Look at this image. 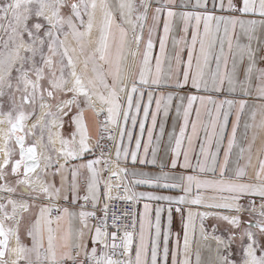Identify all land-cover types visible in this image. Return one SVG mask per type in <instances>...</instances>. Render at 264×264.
Masks as SVG:
<instances>
[{
  "label": "snow or ice",
  "instance_id": "1",
  "mask_svg": "<svg viewBox=\"0 0 264 264\" xmlns=\"http://www.w3.org/2000/svg\"><path fill=\"white\" fill-rule=\"evenodd\" d=\"M176 7V0H118L117 23L108 0H0V182H4L0 191L15 193L19 186L21 196L31 197L0 198V264H168L169 254L171 264H192V242L197 231L209 252L206 264H264V103L250 106L243 98L253 95L255 77L254 95L264 101V67H259L264 55L258 59L260 49L253 47L258 29H264V0H196L192 10L176 11ZM179 7L187 9L189 5L181 0ZM149 12L152 23L147 26L145 39ZM161 21L160 54H154ZM174 27L183 35L173 41L174 56L164 80L166 43ZM94 32L98 33L95 38ZM185 50L186 61L182 57ZM129 57L134 66L125 71L122 65ZM225 83L228 94L239 93L241 98L215 99L214 95H225ZM161 87L174 91L157 94L152 90ZM145 92L148 102L142 103ZM197 101L209 114L207 124L201 119ZM174 103L182 122L178 133L175 126L168 133L170 166L162 163L160 172L154 175L133 170L131 175L141 178L131 183L181 194L133 192L127 180L129 169L121 164L127 163L130 155L133 165L137 161L156 165L158 145ZM208 105L213 106L214 113ZM249 108L238 139L241 119ZM194 109L196 119L192 120ZM233 112L235 119H231ZM86 113L95 118V142ZM29 120L33 121L30 125ZM65 123L72 129L68 137L63 133ZM137 125L139 133L134 131ZM113 129L119 130V138L112 135ZM258 136L261 148L253 163L252 150ZM154 137L157 146H153ZM105 139L112 141L114 154H105L106 146L100 144ZM197 141L199 154L193 164L191 154ZM97 147L101 148L99 155L95 153ZM149 151L151 160L147 158ZM89 154L92 158L86 159ZM76 160L85 162L69 168V163ZM166 167L168 171H164ZM177 168L183 172L177 173ZM81 170L88 173L83 197L79 196ZM189 170L192 174H185ZM104 171L108 172L107 179ZM9 176L15 179V186L7 183ZM49 176L53 181L46 179ZM56 176L60 177L59 187L54 182ZM113 179L119 182L113 184ZM113 187H123L125 195L119 198L129 203L138 199L163 201L167 208L145 203L143 211L125 214L133 218L131 229L127 224L122 226L114 213L109 225L108 203L101 209L103 216L98 217L95 209L101 199H113ZM81 199L84 204L79 205L78 212L59 203L62 200L75 206ZM89 203L93 211L85 210ZM192 206L206 210L193 212ZM245 212L247 221L242 218ZM25 213H30L25 236L31 246L21 238ZM177 216L180 230L170 248ZM93 219L97 222L89 223ZM208 219L226 225L222 234H217L220 223L208 230ZM73 220L79 223L75 230L71 227ZM65 222L69 225L66 228ZM196 264H205L199 248Z\"/></svg>",
  "mask_w": 264,
  "mask_h": 264
},
{
  "label": "crops",
  "instance_id": "2",
  "mask_svg": "<svg viewBox=\"0 0 264 264\" xmlns=\"http://www.w3.org/2000/svg\"><path fill=\"white\" fill-rule=\"evenodd\" d=\"M108 2L113 6L115 16H118L119 13H118V11L115 8L118 0H108ZM180 3H181V0H176V4H177V7L175 9L176 11L192 10L191 9V5H194L196 3V0H183V3L189 5V7L187 9H181L179 7ZM209 6H210V4H209ZM217 14H220V13H217ZM115 18H116V22L119 23L120 21L118 20V18L117 17H115ZM100 19H101V16L98 13V16H97L98 23H99ZM151 23H152V21H151V12H149V18H148V21H147V24H146V27H145V30H144L145 39L147 38V26L151 25ZM177 23H178V21H177ZM213 27H214V24H213ZM113 31L116 33V36H117V39H118V30L114 28ZM201 34H203V25H201ZM93 35H94V38H95L96 36H98V33L94 32ZM160 35H163V22L162 21L160 22V24L158 26L157 34H156V37L154 39V49H153L154 54H160V47H159V36ZM181 35H183V33L174 27L172 33L170 34V36H169V38L167 40V43H166V57L163 60V66H162V73H163V79L164 80H167V78H168L170 59L174 56V43H173V41H174V39H179V37ZM256 37H257V39L253 40V47L260 49V51L258 53V59H259L260 55H264V29H258V31L256 33ZM187 40H188L189 43L191 42V32L190 31L187 34ZM244 42H246V41H244ZM198 48H199V45L197 44V49ZM141 49H143V45H141ZM225 49H227V45H225ZM216 51L217 52L219 51V43H217V45H216ZM182 57H183V59L185 61L187 60V51L186 50L184 52H182ZM124 66H125V64L123 63L122 67H124ZM214 66H215V62L213 61V67ZM259 67H264V63H259ZM152 68H153V72H154L155 71V60L154 59L152 60ZM252 84H253V88L251 89V91L253 92V95L249 96V97H243V98H245V99H247L249 101V105L250 106H254L257 103H264V101H259L254 95L255 84H256L255 77L253 78ZM224 88H225V95H223V96H215L213 94L215 99H217V100L237 99L238 100V99L241 98L239 93H236V94H228L227 93V88H228L227 83H225ZM152 90L155 91L157 94H159L161 92L167 94L168 92L174 91L173 89L164 88V87L155 88V89H152ZM197 95H206V93H197ZM123 102L126 105V103H127L126 97L124 98ZM147 102H148V96H147V92H145L143 100H142V103H147ZM185 103H186V101H185ZM151 107L153 109L155 108V100H153ZM196 107H201L199 101L196 102ZM208 109L212 110L213 113L215 111L212 105H208ZM249 111H250V108L246 109L245 110V115L241 119V129H240V132L238 133V139L241 137V135L243 133V130H244L243 129V125H244L245 121L248 120ZM141 115H143L142 109H141ZM86 116H87L88 122H89L90 134L92 136L93 142H95L96 141V137H97L95 118L92 116L91 113H86ZM161 119H163V114H161ZM191 119L192 120L196 119L195 109L191 113ZM201 119H202V121L205 124H207L209 122V120H210L208 112L205 111L202 107H201ZM231 119H235V113L234 112H233V115H232ZM181 122H182V116L181 117H177L175 103H174L173 106H172V109H171V114L167 118V121H166V127H165V133H164L163 139L158 145V151H157V154H156V156H157L156 165L140 164L139 161H137L135 163V165H133L130 155L128 157L127 163H122L121 164V167H127L129 169L130 174H129L127 180L129 181V187H130L131 191L136 192V193H139V192H152V193H154L156 195H160V196H176V195H180L181 194L179 191H176V190L170 191V190L163 189V188L157 187V186L140 185V184L131 183V181L141 178V177H138V176L137 177H133L131 175V172L133 170L138 172V173L143 172V173H147L149 175H154V174H158L160 172V165L162 163L167 162L168 165L170 166V156H171L170 147L171 146L169 144L168 133L173 131V127L174 126H175V131L178 133L179 132V124ZM148 123L149 124L151 123V118L150 117H149ZM128 126L131 127V122L130 121H129V125ZM230 128H231V124H229V130H230ZM67 130L68 131H66L65 134H69L70 131L72 130L69 125H68V129ZM134 131L136 133H139V126L138 125L136 126ZM156 132L157 133L159 132V123L157 124ZM188 132L191 133V124H189ZM249 135H251V133H249ZM65 136L68 137V135H65ZM200 137L201 138L203 137V130H201V132H200ZM144 139L145 140L147 139L146 131H145ZM124 143H125V145H128V143H129L128 139H127V136H125V138H124ZM173 145H174V141H173ZM153 146H157L156 145V141H155V137H154V141H153ZM130 147L132 149L135 148V137L131 141ZM184 147H187V141L186 140L184 142ZM193 148H194V152L191 154V160H192V163L195 164L196 163V155L199 154V141L194 143ZM260 148H261V137L258 136V138H257V140H256V142H255V144L253 146V150H252L253 163H256L257 150L260 149ZM143 154H144V150H143V146H141L140 155L143 156ZM90 158H92L91 155H88L86 157V159H90ZM147 158L149 160L152 159V152L151 151L148 152ZM60 162L62 163L63 160L60 161ZM83 162H85V161L84 160L72 161V162L69 163L68 167L71 168L73 163L79 164V163H83ZM180 162L183 163V155L182 154L180 156ZM54 170L55 169L53 168L52 171H54ZM168 170H169L168 167L164 168V171H168ZM180 172H183V169L177 168V173H180ZM249 172H252L251 168L249 169ZM185 174H192L191 170H189ZM87 176H88L87 171L86 170H81V175L79 177V184H80L79 196L80 197H83L86 194V177ZM103 177L105 178L104 175H103ZM68 178H69V180L71 179V174L70 173H68ZM46 179L49 180V181H53V177H51V176L47 177ZM105 179H107V177ZM54 182H55L56 186L59 187V185H60V177L56 176L54 178ZM115 182H119V181H117L115 179ZM102 188H103V184L101 185V189ZM113 192H114V190H113ZM205 194L206 195H211L212 193L207 192ZM28 200H31V197L30 198L28 197ZM136 201L138 202V211H143V206H144L145 203H151V204H153V207H156V206H159V205H163L165 208H167V203L163 202V201L158 202V203L157 202H153V201H149L147 199H138ZM59 203L63 207H68L72 211L78 212L80 210V207L78 206V204L74 206L71 203H64L62 200ZM85 210L90 211L88 209H85ZM205 210L206 209H204L203 207H199L198 208L196 206H192V211L193 212L205 211ZM227 213L228 212H225V214H227ZM29 220H30V213H27L26 222L22 226L23 228L22 227L20 228V230H21L20 232H22L24 236H25V228L28 226ZM152 220H153V223H154L155 222L154 213L152 214ZM89 223L92 224V221L90 220ZM216 223H220V225H221V231L218 232L217 234L218 235L222 234L223 228L226 227V225L223 222H217V221H215L213 219H208V220L205 221V225H206V227L208 228L209 231H211V226L213 224H216ZM164 224L167 225V213L166 212L164 213ZM197 225H199V221L198 220H197ZM53 226L55 227V225H53ZM63 226L66 228L69 225H68L67 222H65ZM71 227L74 230L79 228L78 220H73L71 222ZM178 230H180V222H179V217L177 216L175 218L174 226L171 229L173 235H172V238H171L170 243H169V247L170 248L173 246V244L175 242V234L177 233ZM138 233H139V217H138L137 234ZM153 234H154V229H153ZM180 236H181V245H182L183 244V233H182V231L180 232ZM23 242L26 243L28 246H31L30 239L27 238V241H23ZM160 245H161V249H162L163 248V238L162 237H161V240H160ZM89 247H91L90 243H89ZM212 247L213 248L215 247L214 243L212 244ZM198 248L200 249V252H201V259L206 264L207 260L209 259V252L207 250L206 243L200 241L199 232L197 231L196 236H195V238L193 239V242H192V253H191L192 264H196V252H197ZM133 256H134V251H133ZM168 264H171V255L170 254H169V257H168Z\"/></svg>",
  "mask_w": 264,
  "mask_h": 264
},
{
  "label": "built area",
  "instance_id": "3",
  "mask_svg": "<svg viewBox=\"0 0 264 264\" xmlns=\"http://www.w3.org/2000/svg\"><path fill=\"white\" fill-rule=\"evenodd\" d=\"M101 121H103V119ZM112 135L118 138L119 130L113 129ZM100 144H101V146H106L103 149L105 154H108L109 151H111L113 153L114 147H113L112 141H109V140H106V142L101 141ZM124 195H125V192H124L123 188H120L119 190H117V189L114 190V192L112 194L113 199L107 200V201L101 199L99 202V205L95 209V211H96L98 217L103 216V212L101 211V209L103 208L104 203H108V205H109V210H108L109 225L111 224L112 215L114 213L117 217L120 218V223L122 226L127 224L129 226V229H131L133 218L131 216H126L125 214L133 212V211H138V202L133 201V202L129 203L128 201L119 198V197H123ZM80 204H84V201L82 199L78 203V206ZM86 209H88L90 211L94 210L92 208L91 203H89L86 206ZM91 221H92V224H95L97 222L95 219H93ZM137 228H138V216L136 217V232H137Z\"/></svg>",
  "mask_w": 264,
  "mask_h": 264
},
{
  "label": "rangeland",
  "instance_id": "4",
  "mask_svg": "<svg viewBox=\"0 0 264 264\" xmlns=\"http://www.w3.org/2000/svg\"><path fill=\"white\" fill-rule=\"evenodd\" d=\"M115 17H117L118 18V20L120 21V18H119V15L118 16H115ZM129 36H131V33H129ZM124 64H125V66L123 67V69L125 70V71H130L131 70V68L134 66L133 65V61H132V59H131V57H129L126 61H124ZM5 110H7V108H5ZM37 113H39V109H37ZM35 118L33 117V120H34ZM102 119H104V116H101L100 117V120H102ZM33 121L32 120H29L28 121V123H29V125L32 123ZM0 127H2V126H0ZM68 129V124L67 123H65V126H64V129H63V133H64V135H68L69 136V134H65L66 133V131H68L67 130ZM71 132V131H70ZM98 138V136L96 137V139ZM118 138H119V136H118ZM101 141H104V142H106V140H101ZM100 141V142H101ZM57 147H59V145H57ZM104 149V148H103ZM100 151H101V149H100V147H97L96 149H95V153H96V155H99L100 154ZM113 154H114V151H113ZM53 155V158L55 159V153H53L52 154ZM89 155H91V154H89ZM107 155V154H106ZM92 156V155H91ZM0 158H2V157H0ZM61 161H62V159H61ZM10 171V170H9ZM103 175L105 176V178L107 177V171H104L103 172ZM0 183H4V182H0ZM7 183H9V185H11V186H15V179L13 178V177H11V176H9L8 177V179H7ZM112 183L113 184H116V182H115V179H113L112 180ZM118 183V182H117ZM17 187V191L15 192V193H8V192H2V191H0V198H3V199H7V198H12V199H15V200H21V199H24V200H28V196H21L20 195V189H19V186H16ZM121 188H123V187H121ZM102 190H103V188H102ZM113 190H116V188L115 187H113L112 188V192H111V195L113 194ZM27 198V199H26ZM30 198V197H29ZM0 202H3V200H0ZM80 202V201H79ZM78 202V203H79ZM257 203H259V200H257ZM55 214V212L53 213V215ZM227 214H232V213H227ZM26 216H27V213H25L24 214V221H23V223L21 224V227L25 224V222H26ZM243 220H245V221H247L248 219H249V216H248V213L247 212H245L244 214H243ZM23 228V227H22ZM21 231V230H20ZM21 238H22V240L23 241H27V238H26V236H24L23 235V233L21 232ZM11 258V257H10Z\"/></svg>",
  "mask_w": 264,
  "mask_h": 264
},
{
  "label": "bare ground",
  "instance_id": "5",
  "mask_svg": "<svg viewBox=\"0 0 264 264\" xmlns=\"http://www.w3.org/2000/svg\"><path fill=\"white\" fill-rule=\"evenodd\" d=\"M107 174H108V172H107ZM107 177H108V175H107ZM117 183V182H116Z\"/></svg>",
  "mask_w": 264,
  "mask_h": 264
}]
</instances>
